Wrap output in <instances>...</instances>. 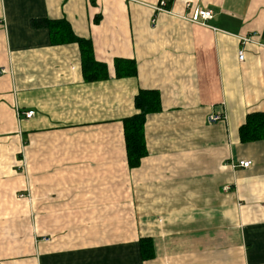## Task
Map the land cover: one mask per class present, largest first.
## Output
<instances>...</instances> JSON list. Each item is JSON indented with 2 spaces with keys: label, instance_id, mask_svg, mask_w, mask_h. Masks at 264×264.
<instances>
[{
  "label": "crops",
  "instance_id": "crops-1",
  "mask_svg": "<svg viewBox=\"0 0 264 264\" xmlns=\"http://www.w3.org/2000/svg\"><path fill=\"white\" fill-rule=\"evenodd\" d=\"M159 2L0 0V264H264V140L240 139L264 113V0ZM194 8L213 18L188 21ZM58 20L107 80L85 81L79 45L34 26ZM116 59L138 76L116 78ZM141 90L162 110L132 167L123 122Z\"/></svg>",
  "mask_w": 264,
  "mask_h": 264
},
{
  "label": "trees",
  "instance_id": "trees-1",
  "mask_svg": "<svg viewBox=\"0 0 264 264\" xmlns=\"http://www.w3.org/2000/svg\"><path fill=\"white\" fill-rule=\"evenodd\" d=\"M45 26L50 29L52 45H67L77 43L82 54L83 77L87 82L104 81L109 78L108 66L99 63L94 58L92 40L77 37L66 20L34 22V26ZM116 78H134L138 76V65L135 60L116 59ZM135 109L138 114L124 120V133L130 166H138L147 155L145 142V124L150 114L162 110L161 94L158 91L141 90L135 97ZM242 143L264 140V113L247 115L246 122L240 127ZM140 249L144 260L152 259L153 241L141 239Z\"/></svg>",
  "mask_w": 264,
  "mask_h": 264
},
{
  "label": "built area",
  "instance_id": "built-area-1",
  "mask_svg": "<svg viewBox=\"0 0 264 264\" xmlns=\"http://www.w3.org/2000/svg\"><path fill=\"white\" fill-rule=\"evenodd\" d=\"M167 6H168L167 0H160L159 4L157 5V7H154V9L160 13H171L168 10ZM212 18H213V12L208 8H194L190 12L189 16L185 17V19H187L188 21L193 22V23H198L201 25H205L206 22ZM242 41L245 43V45L248 43L256 42L255 35L243 37ZM239 61L240 62L245 61V52L243 50L239 52ZM34 116H35L34 111H29L26 113L27 119H31ZM226 119H227V117L225 114L214 113V114L210 115V117L208 118V122L210 124H214V123H217L220 121H224ZM251 166H252V162H250V161H240L239 162V167H242L244 169H248ZM21 198H25V195L24 194L21 195Z\"/></svg>",
  "mask_w": 264,
  "mask_h": 264
},
{
  "label": "rangeland",
  "instance_id": "rangeland-1",
  "mask_svg": "<svg viewBox=\"0 0 264 264\" xmlns=\"http://www.w3.org/2000/svg\"><path fill=\"white\" fill-rule=\"evenodd\" d=\"M34 221H35V219L32 217V218H28L27 219V222H28V227H27V231H28V233H27V241H28V243L30 242V241H32V233H33V229H34Z\"/></svg>",
  "mask_w": 264,
  "mask_h": 264
}]
</instances>
